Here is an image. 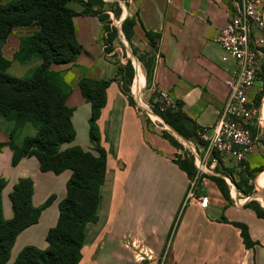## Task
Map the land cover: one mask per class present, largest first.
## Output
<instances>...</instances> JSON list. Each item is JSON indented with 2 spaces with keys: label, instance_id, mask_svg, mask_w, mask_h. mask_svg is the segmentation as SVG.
Here are the masks:
<instances>
[{
  "label": "crops",
  "instance_id": "crops-1",
  "mask_svg": "<svg viewBox=\"0 0 264 264\" xmlns=\"http://www.w3.org/2000/svg\"><path fill=\"white\" fill-rule=\"evenodd\" d=\"M117 1L121 8L116 17L118 34L124 35L122 22L129 17L135 20L132 42L150 47L145 29L161 35L150 85L182 101L184 112L199 127L214 126L229 94L227 80L235 69L234 61L217 39L230 14L236 12L239 0H123L124 5L122 0ZM69 5L75 11L83 10L79 2ZM104 11L110 20L114 17L111 9ZM73 22L83 51L72 63L52 66L62 72L71 87L67 104L74 109L71 121L76 137L62 149L81 146L95 153L90 140L91 103L84 98L79 81L83 77L113 78L98 119L101 145L107 153L99 219L86 226L79 264H136V255L150 254L154 258L165 255L166 264H239L236 260L242 254L247 264H264V218L245 206L247 198L241 203L235 198L228 202L209 177L200 179L196 186V191L209 196L208 206L184 204L191 179L174 162L177 147L162 137L159 125L148 122L139 107L129 103L120 87L122 75L110 57L113 51L105 50L104 25L99 15H76ZM34 30L36 27H18L9 35L3 48L4 56L11 61L8 70L16 63L13 59L21 36ZM137 68L133 93L147 84L145 71L139 65ZM8 141L0 129V143ZM12 157L8 145L0 149V177L7 180L2 192L4 216H13L9 194L20 178H32L34 206L53 198L42 210L38 223L17 236L7 264H12L25 246L48 247L46 236L58 222L59 204L66 197L72 175L71 169L60 174L42 171L34 156L23 157L13 165ZM229 159H224L225 165ZM247 159L253 167L263 166L255 179V189H264L258 186L264 185V144L258 141ZM234 221L249 226L256 242L252 248L245 247L240 229L231 223Z\"/></svg>",
  "mask_w": 264,
  "mask_h": 264
},
{
  "label": "trees",
  "instance_id": "trees-1",
  "mask_svg": "<svg viewBox=\"0 0 264 264\" xmlns=\"http://www.w3.org/2000/svg\"><path fill=\"white\" fill-rule=\"evenodd\" d=\"M72 1L82 4L83 10L78 12L71 8L69 3ZM104 5V0H8L0 3V116L14 124L10 132L6 129L9 141L0 143V149L6 145L12 149L13 165H17L23 157L34 156L44 172L60 174L66 169L72 170L67 182L66 197L59 204L58 222L46 236L48 247L40 249L33 245L25 246L12 264H79L86 226L99 219L98 207L101 187L106 177L107 153L101 145L98 119L106 104V90L113 78L83 77L79 81L84 98L91 103L90 140L98 154L81 146L62 150L63 144L74 141L76 137L71 121L74 109L67 104L71 87L62 72L54 70L52 66L72 63L83 51L73 22L76 15H99L104 31H110L107 38L103 37V41L107 46L106 52H111L119 30L117 27H110V16L102 9ZM112 11L118 17L121 8L118 6ZM134 25L135 20L129 17L122 22V31L128 40L132 39ZM31 26L36 27V30L21 36L14 60L23 66L35 61L40 63L29 69L28 77L13 76L8 73L11 61L4 56V45L15 28ZM145 35L154 52H145L138 58L146 70L147 82L151 83L156 63L155 52L158 51L161 35L149 29H145ZM133 54H137L136 50H133ZM117 73L122 75V91L127 95L129 103L135 105L130 91L135 75L131 59L124 66H118ZM260 100L261 96L253 101L258 109L261 107ZM175 102L177 108L166 106L163 101L159 102L155 107L156 113L179 135L195 138L201 127L184 112L182 101ZM27 124L33 125L35 132L25 135L21 143H17V132ZM161 135L177 150L182 148L172 134L164 130ZM174 162L190 178L195 177L196 166L186 153H176ZM229 163L233 164L232 159H229ZM222 165H225V161L219 158L216 167L218 174L210 175L209 178L216 183L228 202H233V198L224 176L229 177L246 196L253 195L255 188L248 183L257 177L262 168L244 170L238 174L240 181L237 182L232 173L222 172ZM6 185L7 180L0 177V264L8 263L17 236L27 227L38 223L42 210L50 205L53 198L50 197L41 206H34V182L30 177L20 178L9 194L13 216L6 218L2 203V192ZM245 206L264 218V207L256 200L246 202ZM231 223L240 229L245 247L252 248L256 242L252 240L249 226L243 222Z\"/></svg>",
  "mask_w": 264,
  "mask_h": 264
},
{
  "label": "built area",
  "instance_id": "built-area-1",
  "mask_svg": "<svg viewBox=\"0 0 264 264\" xmlns=\"http://www.w3.org/2000/svg\"><path fill=\"white\" fill-rule=\"evenodd\" d=\"M217 40L235 64V69L227 80L229 94L226 103L214 126L199 128L195 138L176 136L182 145L177 153H186L196 166V175L190 178L184 204L197 202L202 208L208 206L209 196L196 191L198 181L218 174L216 167L219 158L224 160L228 157L234 164L239 165L258 145L252 127L256 125L259 109L253 104L251 89L259 80L264 64L263 0H239L236 3V12L230 14ZM133 65L137 72L138 64ZM158 91L166 106L177 108L175 100L168 92L160 89ZM147 112L150 115L151 110L148 108ZM224 178L229 185H233L229 177ZM135 257L140 264L144 260L150 264L156 263L151 254ZM162 259H165V255Z\"/></svg>",
  "mask_w": 264,
  "mask_h": 264
},
{
  "label": "rangeland",
  "instance_id": "rangeland-1",
  "mask_svg": "<svg viewBox=\"0 0 264 264\" xmlns=\"http://www.w3.org/2000/svg\"><path fill=\"white\" fill-rule=\"evenodd\" d=\"M104 2H105V5L102 7L103 10H110V9L114 10L116 7L120 6V1H117V0H104ZM121 3L124 5L123 0L121 1ZM112 16H114L111 19L112 23H109L111 28L116 27V24H118V22H119V19L116 18L115 14ZM104 34L105 35L103 37L107 38L110 34V31L104 32ZM106 47L107 46L105 45V48ZM133 50H136V52H137L136 55L133 54ZM111 51H113V52H112V56H110V57H112V61L117 67L121 66V65L124 66L127 63V60L131 59L132 63H135L136 65L138 64L140 67H142V69L145 71V75H146V70L144 68V65L139 60L138 56H143V54L145 52H152L153 50L151 47H149L146 44H142L136 40L134 42H132V39L128 40L126 38L125 34L124 35L118 34V37H116L114 42H113V46L111 47ZM155 55H156V52H155ZM14 61L16 63L13 66L12 70H8V73L13 75V76L24 77V78L28 77V75L30 73L29 72L30 68H32V67H34L40 63V61H35L32 64H29L27 66H23L17 60H14ZM136 73L137 72L135 70L134 78L136 76ZM134 78H133L132 84L134 82ZM132 84L130 86L131 95L133 96V98L135 100V105L139 107V110L143 113L144 117L147 118V120H149L150 122H152L153 125L154 124L159 125L160 126L159 130L161 132H163L165 130L168 133L175 136V138L177 139L176 136L179 137L180 135L175 130H173L169 125H167L163 121V119L155 111L156 105L159 102L162 103L158 89L154 88L152 85H150V83L147 82L146 86L142 87L140 89V92L135 89V93H133L132 92ZM259 96H261V100H260L261 101V107L259 108V110H260V109H262V106L264 103V70H263V67H262V70L259 74V80L256 84V88L253 91L252 98L255 101V99H257ZM148 108L151 110V113H150L151 116L147 112ZM257 117H258L256 119L257 125H255V127L254 126L252 127V132H253L254 136L256 137L257 142L260 141L262 144H264V122L261 118V110L259 111ZM0 119L2 120L0 122V129L7 136H9L7 130L10 132V130H12L14 128V124L12 122L6 121L1 116H0ZM34 132H35V128L33 127V125H31V124L25 125L16 134L17 143L18 142L21 143V141L25 135H31ZM180 137H182V136H180ZM62 150H65V149H62ZM87 151H90V150H87ZM91 152L94 153L93 151H91ZM94 154H98V153L95 151ZM255 156H256V159H258V157H260V153L256 154ZM232 162L234 164L233 160H232ZM233 164L226 163V165H222L221 170L223 173H232L235 176L237 182L240 181V177L238 174H240L244 170L253 171V170H257V169H260L263 167V166L253 167L255 165H251V161L247 158L244 160L243 163H241L239 165H236V164L233 165ZM255 179L250 180L248 183V184L252 185L254 188H255ZM231 183L233 184L232 186L228 184L229 188H230V193H231V196H234L232 198H235L236 202L241 203V200L246 199V198L248 199L247 202L254 199L264 207V189H261V188L255 189L253 195L246 196L239 188H237V186L234 182L231 181ZM261 196L263 198V201L260 200ZM162 258H163V256H159L157 258H154V261L156 262L155 264H162V261H163V264H166L165 259L163 260ZM143 262H144L143 264H150L149 261L144 260ZM236 263L247 264L248 259L246 258L245 255L242 254L241 258H238L236 260ZM136 264H140V263H136Z\"/></svg>",
  "mask_w": 264,
  "mask_h": 264
},
{
  "label": "bare ground",
  "instance_id": "bare-ground-1",
  "mask_svg": "<svg viewBox=\"0 0 264 264\" xmlns=\"http://www.w3.org/2000/svg\"><path fill=\"white\" fill-rule=\"evenodd\" d=\"M261 118H262V120H263V122H264V103H263V106H262V109H261ZM258 186H259V187H262V186H264V185H263L262 183H258ZM260 200L263 201L262 196L260 197Z\"/></svg>",
  "mask_w": 264,
  "mask_h": 264
}]
</instances>
